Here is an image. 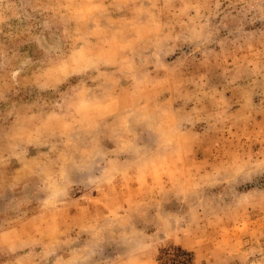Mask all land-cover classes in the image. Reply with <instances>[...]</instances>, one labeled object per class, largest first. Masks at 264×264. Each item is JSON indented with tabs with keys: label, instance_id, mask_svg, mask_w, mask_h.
<instances>
[{
	"label": "rangeland",
	"instance_id": "1",
	"mask_svg": "<svg viewBox=\"0 0 264 264\" xmlns=\"http://www.w3.org/2000/svg\"><path fill=\"white\" fill-rule=\"evenodd\" d=\"M264 264V0H0V264Z\"/></svg>",
	"mask_w": 264,
	"mask_h": 264
},
{
	"label": "trees",
	"instance_id": "2",
	"mask_svg": "<svg viewBox=\"0 0 264 264\" xmlns=\"http://www.w3.org/2000/svg\"><path fill=\"white\" fill-rule=\"evenodd\" d=\"M185 264V263H184Z\"/></svg>",
	"mask_w": 264,
	"mask_h": 264
}]
</instances>
